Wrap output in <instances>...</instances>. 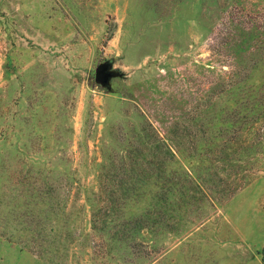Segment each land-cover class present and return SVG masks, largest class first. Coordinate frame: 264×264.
Returning <instances> with one entry per match:
<instances>
[{
	"label": "rangeland",
	"instance_id": "374dc122",
	"mask_svg": "<svg viewBox=\"0 0 264 264\" xmlns=\"http://www.w3.org/2000/svg\"><path fill=\"white\" fill-rule=\"evenodd\" d=\"M0 264H264V0H0Z\"/></svg>",
	"mask_w": 264,
	"mask_h": 264
},
{
	"label": "water",
	"instance_id": "95a60500",
	"mask_svg": "<svg viewBox=\"0 0 264 264\" xmlns=\"http://www.w3.org/2000/svg\"><path fill=\"white\" fill-rule=\"evenodd\" d=\"M111 67V61L101 62L96 67V80L104 86H108L111 79L116 75V72Z\"/></svg>",
	"mask_w": 264,
	"mask_h": 264
}]
</instances>
